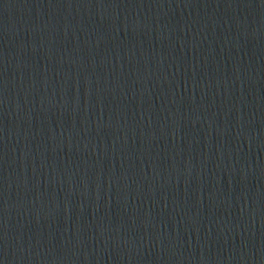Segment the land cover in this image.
Masks as SVG:
<instances>
[{"label": "water", "instance_id": "water-1", "mask_svg": "<svg viewBox=\"0 0 264 264\" xmlns=\"http://www.w3.org/2000/svg\"><path fill=\"white\" fill-rule=\"evenodd\" d=\"M0 264H264V0H0Z\"/></svg>", "mask_w": 264, "mask_h": 264}]
</instances>
